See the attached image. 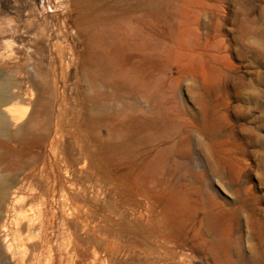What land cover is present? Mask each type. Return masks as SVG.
<instances>
[{"label":"rangeland","instance_id":"1","mask_svg":"<svg viewBox=\"0 0 264 264\" xmlns=\"http://www.w3.org/2000/svg\"><path fill=\"white\" fill-rule=\"evenodd\" d=\"M0 107V200L61 108L76 204L34 264H264V0H0Z\"/></svg>","mask_w":264,"mask_h":264},{"label":"bare ground","instance_id":"2","mask_svg":"<svg viewBox=\"0 0 264 264\" xmlns=\"http://www.w3.org/2000/svg\"><path fill=\"white\" fill-rule=\"evenodd\" d=\"M0 113L3 115L1 124L6 120L14 126L17 124L18 121L10 108L0 107ZM61 114L60 108L54 114L57 122L53 124V127L51 126L52 129L47 134L37 124L29 125L23 134L10 133L12 139L17 140L13 144L15 155L21 152L22 144H26L28 162L23 177H19L1 195L0 206L3 200L4 209L2 206L1 208L5 210V218L1 225V229L5 232V246H0V252L11 254L18 264H34L38 258V251L46 248L54 250V242L62 235L63 226L66 224V218L60 214L59 204L64 206L69 201L76 204L75 194L72 195L69 192V188L76 185V182L67 178L70 164L63 159V162L68 164L66 168H63L56 154L53 161L48 164V141H51L53 145L62 134L59 124ZM49 167L52 176L48 175ZM73 172H75L74 169ZM36 199L41 200L45 205L38 218L30 217L24 212L26 207ZM254 214L260 215L261 212L253 210L252 215ZM221 238H223L222 235L218 242L221 240L224 243L225 239ZM75 250L76 246L73 247L74 252ZM52 264H60V262L54 260ZM216 264H223V262L218 258Z\"/></svg>","mask_w":264,"mask_h":264}]
</instances>
